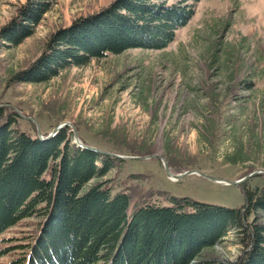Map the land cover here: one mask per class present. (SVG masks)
Instances as JSON below:
<instances>
[{
  "label": "rangeland",
  "instance_id": "1",
  "mask_svg": "<svg viewBox=\"0 0 264 264\" xmlns=\"http://www.w3.org/2000/svg\"><path fill=\"white\" fill-rule=\"evenodd\" d=\"M113 1L55 0L31 36L17 46L0 45V123L10 110L18 114L13 106L38 122L43 137L68 121L87 145L123 155L159 153L174 173L199 169L237 180L264 168V0H200L166 48L132 47L61 70L47 82L15 81L51 34ZM25 2L0 0V30ZM14 127L38 132L20 115ZM101 182L113 194L129 195V218L146 204L175 206L183 198L232 208L245 204L240 185L198 174L173 180L158 157L115 161L85 189ZM243 184L263 187L264 175ZM259 215L264 222V212ZM41 221L36 214L0 234V264L24 255ZM240 238L228 231L191 264L237 263L245 249Z\"/></svg>",
  "mask_w": 264,
  "mask_h": 264
},
{
  "label": "trees",
  "instance_id": "2",
  "mask_svg": "<svg viewBox=\"0 0 264 264\" xmlns=\"http://www.w3.org/2000/svg\"><path fill=\"white\" fill-rule=\"evenodd\" d=\"M199 1L114 0L51 34L14 80L43 83L61 70L132 47L166 48ZM54 2L26 0L1 28L0 45L21 44ZM18 117L10 110L0 123V234L36 214L42 221L24 255L9 264H191L230 230L245 246L235 264H264V186L240 185L241 208L183 198L175 206L146 204L129 218L127 193L113 194L102 182L85 189L121 159L73 143L71 127L42 140L37 131L14 127Z\"/></svg>",
  "mask_w": 264,
  "mask_h": 264
},
{
  "label": "water",
  "instance_id": "3",
  "mask_svg": "<svg viewBox=\"0 0 264 264\" xmlns=\"http://www.w3.org/2000/svg\"><path fill=\"white\" fill-rule=\"evenodd\" d=\"M3 105H0V107H2ZM13 108L18 112V114L24 118V119H27V120H30V121H33L37 124L38 126V134H39V137L42 139V140H47V139H50L52 137H54L61 129H63L64 127L66 126H70L73 130V134H74V142L80 146V147H83V148H86V149H90V150H93V151H96L98 153H101L103 155H107V156H111V157H115L117 159H121V160H125V159H148V158H154V157H158L160 158L163 163H164V166H165V169L168 173V176L173 179V180H179L181 179L182 177L186 176V175H190V174H198V175H201L203 177H206L208 179H211L215 182H218V183H221L222 184H225V185H241L243 183H245L246 181H248L250 178L254 177V176H258V175H264V168H259V169H254L252 170L251 172H249L248 174H246L245 176H243L242 178L240 179H237V180H229V179H226V178H221V177H218V176H215V175H212V174H209V173H206V172H203L199 169H190V170H187V171H184V172H180V173H174L172 171V169H170V165L167 161V159L165 158V156L159 154V153H154V154H151V155H145V156H134V155H123V154H119V153H114V152H110V151H106V150H102V149H99L97 147H94V146H91V145H87L83 142L76 126L68 121L66 122H63L62 124L58 125L50 135H48L47 137H43L42 134H41V130H40V126L38 124V122L33 118V117H30V116H27L25 115L24 113H22L21 110H19L17 107L13 106Z\"/></svg>",
  "mask_w": 264,
  "mask_h": 264
},
{
  "label": "bare ground",
  "instance_id": "4",
  "mask_svg": "<svg viewBox=\"0 0 264 264\" xmlns=\"http://www.w3.org/2000/svg\"><path fill=\"white\" fill-rule=\"evenodd\" d=\"M225 185V184H224Z\"/></svg>",
  "mask_w": 264,
  "mask_h": 264
}]
</instances>
